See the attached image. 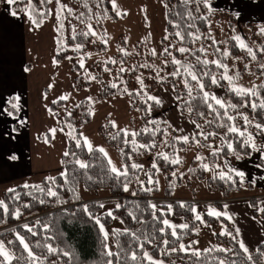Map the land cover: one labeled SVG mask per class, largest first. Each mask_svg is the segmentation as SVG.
I'll return each mask as SVG.
<instances>
[{
  "label": "trees",
  "instance_id": "1",
  "mask_svg": "<svg viewBox=\"0 0 264 264\" xmlns=\"http://www.w3.org/2000/svg\"><path fill=\"white\" fill-rule=\"evenodd\" d=\"M156 1L165 10L164 34L159 38L158 55H152L153 50L147 42L139 40L129 45L124 35L120 34L115 41L116 47L121 49L120 52L88 63L89 72L99 87L95 93L96 101L101 102L116 95L126 96L129 100V113L138 114L129 119L131 129H126L128 135L113 127L110 121L97 128L98 135L118 155L121 172L126 170L127 175L112 173L107 156L99 148L88 149L84 142L81 129L92 120L93 103L82 99L60 116L56 111L65 101L59 99L51 102L49 109L55 113L67 138L65 151L61 155L63 175L60 173L50 176L54 180L45 177L37 184L18 186L12 192L7 190L2 193L1 201L8 206V211L4 212L0 208V241L4 242L13 257L7 264H31L27 252L16 239L17 233L24 237L34 255L39 258L38 264H106L108 260H112L113 264H161L160 260L171 262V259H176L178 264H219L221 260L225 264H264V242L259 243L249 253H244L229 219L207 213H204L203 222L214 232L216 244L198 251V255L192 250V241L185 243L187 251L179 250L182 243L196 237L201 222L195 219L194 212L191 211L195 197L173 199L174 190L178 187H185L194 193V181L204 183L209 192L217 194V201L214 202L219 206L220 200L233 199L232 194L254 189L252 182L245 178L241 185L240 178L230 171L225 162L228 160L235 164L239 160L237 155L240 159H245L259 152L264 154V150H261L264 149V134L255 127L257 123L264 124V109L258 107L254 110L251 107L253 102L259 104L264 99V68L261 67L264 65V33L260 31L252 35L247 43L255 56L253 59V55L247 49L240 48L237 40L228 33L239 23L235 16L226 10L212 9L208 5L211 0H207V4L203 0H189L188 3L184 0ZM112 4V0H60L57 5L54 0L57 24L54 59L58 63L65 60L70 62V71L75 76L72 89L75 91L89 86V82L79 74L81 68L76 57L85 52L104 53L107 50L106 41L94 40L87 25L105 18L118 19ZM50 5V0H31L30 4L29 0H14L12 8L18 14L29 15L33 25L38 26L49 18ZM224 17L228 20V27L227 37L222 41L220 32L215 26L212 29L211 23L213 19L222 22ZM241 24L252 27L250 22ZM261 24L264 26V21ZM177 32L181 33L182 38L176 35ZM77 45L81 47L77 48ZM181 47L188 51L179 52ZM165 48L170 55L164 52ZM201 48L205 51H199ZM225 51L229 53L228 56L223 54ZM157 58L160 66L154 68L152 65ZM173 58L180 61V64H174ZM204 60L209 63L204 64ZM214 60L227 67L222 68L211 63ZM230 60L232 65L228 67ZM188 65L191 66L192 73L197 75L199 83L203 84V90L184 71L182 66ZM121 68L124 71H120ZM173 72H177V75H172ZM229 74L234 75L235 79L252 77L255 82L252 89L255 88L258 95H237L228 80L223 79V76ZM213 77L217 80L215 84L212 83ZM159 87L171 90L180 114L195 122L187 142L177 139L178 132L165 120L150 118V113L161 107L155 100L149 99ZM204 92L215 97L218 92L225 107L221 108L211 100L205 101ZM209 102L213 104V109L208 108ZM229 104L236 107H228ZM225 111L235 119L229 121L223 115ZM243 116L251 121L247 129L253 134L256 150L245 146L243 141L246 136L227 132L230 124L243 130ZM132 132L137 134L135 145L132 143ZM201 132L205 135H216L205 139L203 135H198ZM227 142H232L235 153L227 149ZM140 145L148 147L143 148ZM215 148H220L221 151L213 155ZM190 150L195 155L190 159L187 173H181L179 171L183 160L179 156L186 155ZM65 152L69 154L65 155ZM161 153L166 154L169 159L165 160L158 155ZM197 156L201 159H196ZM139 159H144L145 165L137 164L136 160ZM174 159L180 162L171 163ZM77 161L87 167L81 168ZM153 163L156 168L152 167ZM257 163L264 169L263 158L258 157ZM132 164L142 167L133 168ZM203 164L209 166L207 170L202 167ZM220 172L226 173L224 178L220 177ZM228 176H232V179L229 180ZM159 177L164 181L162 190L156 183ZM149 178L152 183L148 182ZM125 183L133 184L134 195L125 196ZM101 188H108L117 205H120L112 209V216L101 212L102 207L98 200L82 198L81 189L97 191ZM49 189L57 195L49 196ZM160 192L162 195L158 199ZM163 200H170L171 211L188 225L187 228L175 227L176 236H172V228L162 223L171 213L167 204L160 202ZM154 201H157L156 208L152 207ZM244 201H248L255 208L257 197L249 196ZM85 207L88 211H85ZM17 209L20 212L18 218L14 215ZM253 214L258 215L256 211ZM94 217H98L105 226L112 222L113 217L123 224L122 229L112 230L113 256L106 254L109 249L105 248L107 243L104 234ZM25 224L32 227L33 232L25 229ZM220 224L225 226L224 233L227 234L222 235L216 231ZM162 228L164 231L160 230ZM164 241L168 243L165 244ZM48 245L57 251L49 253ZM172 248L177 251H171ZM65 252L68 253L67 256L64 255ZM145 252L152 257L151 261L144 256ZM133 253L136 255L135 260L132 259ZM249 254L252 256L251 261L247 259Z\"/></svg>",
  "mask_w": 264,
  "mask_h": 264
},
{
  "label": "crops",
  "instance_id": "2",
  "mask_svg": "<svg viewBox=\"0 0 264 264\" xmlns=\"http://www.w3.org/2000/svg\"><path fill=\"white\" fill-rule=\"evenodd\" d=\"M243 1L245 3L244 6L241 4L243 12L235 0L229 3L228 12L241 23L263 22V12L255 13L252 5L259 2L262 4L261 9L264 10V0ZM158 7H160L158 14L160 23L156 24L154 21L153 13L155 11L147 10L146 17L141 14L142 18H138L136 27L139 29V33L133 40L134 42L130 43L133 45L136 41L143 40L152 50H155L157 55L160 50L159 38L164 34L165 24L164 7L162 5ZM117 8L118 6L113 8L116 14L117 11L120 13ZM13 12L12 4H9L8 0L0 1V201L2 193L9 189L37 184L42 178L63 172L61 171V155L64 152L61 153V146L56 143V140L54 141L51 132L45 129L48 122H52L59 133L66 136L54 115L55 113L49 109V104L54 100L66 97L62 99L65 104L61 106L66 110L76 106L82 99L93 103L92 120L81 129L84 142L85 144L86 140L92 142L93 145L87 146L88 149H105V153H110V160L112 157L115 159L117 166L120 160H116V158L119 159L116 152L98 135L97 128L106 121H110L115 123L117 129H131L129 119L131 116L138 115L129 113V100L126 96L116 95L97 102L95 93L99 87L88 71L89 62L108 58L121 51L116 47L115 41L120 34H123V30H120V20L125 18V14L124 16L119 14V18L115 20L105 18L87 25L91 29V33H95L94 40L106 41L107 50L104 53L89 54L86 52L76 57L81 68L79 74L89 82V86L75 91L72 89L74 74L70 71L69 62L65 60L58 63L51 59L48 61V65H45L43 59L39 57L42 50H39V46L29 43L30 31H33L29 26V15L16 12L13 15ZM149 27L155 29L150 33ZM38 34L36 28V37ZM152 43L156 44L155 49H153ZM81 62L83 66H81ZM167 93L170 104L177 109L175 97H170V94H173L172 91ZM159 104L162 107L161 102ZM178 113L180 126L181 121L183 122V131L191 134L195 126L194 123L184 118L179 111ZM63 134H61L62 137ZM66 142L67 138L65 144ZM255 155L257 154L249 158L258 164V156L254 158ZM106 156L108 158L109 155ZM233 166L234 164H231L230 169H233ZM194 182L193 187L195 188L199 184L198 181ZM190 191L178 187L174 190L173 199H192L193 197L189 195Z\"/></svg>",
  "mask_w": 264,
  "mask_h": 264
},
{
  "label": "rangeland",
  "instance_id": "3",
  "mask_svg": "<svg viewBox=\"0 0 264 264\" xmlns=\"http://www.w3.org/2000/svg\"><path fill=\"white\" fill-rule=\"evenodd\" d=\"M232 1L231 0H214V1L211 0L208 5L212 9L228 11V6L230 5L229 3H231ZM235 1L240 5L241 7L240 10L241 12H243L244 11L243 6L245 4L244 1L243 0H235ZM50 3L51 5H50L49 18L46 19V21H43L41 25H38V26L33 25V23H31L32 22L31 17H29L30 18L29 26H31L32 27L31 29L33 30V31H30L29 43H32L33 46L35 45L39 46L38 47L39 50H42L41 55L39 57L43 59V63L45 65H48L49 60L54 59L55 46H56L55 40H56L57 24H56V18H55L54 0H50ZM115 4L116 6H118L117 9L120 10V16H124L125 14V18L120 20V30L121 29L123 30L122 33L124 35L126 42L129 45L130 43H133L134 42L133 40L138 36L139 29L136 26L138 24V18L141 17V14H143L142 16L146 17L147 14L145 13H147V10L155 11V13H153L154 21L156 24L160 23V20L158 18L160 17V15H158L160 13V7L158 6H161L162 4L157 2L156 0H115ZM241 4H243V6ZM252 7L255 13L263 12L262 16H264V10L261 9L262 8L261 3L257 2L254 5H252ZM221 20L222 22H220V20L213 19V22L211 23L212 26L211 24L210 26L212 29L214 28V26L217 28L218 32H220L219 36L221 40L223 41L225 37H227L226 29L228 27L227 26L228 20H226L225 17L224 19H221ZM239 23L241 24V22ZM239 23L234 25L232 30L228 33H231L233 37L240 36L246 45L247 43L250 42L252 35L257 34L258 32H260L262 28H264V26H262L261 23H252V27L248 25H242V24L240 25ZM36 28H37V32H39L37 37L35 35ZM154 29H155L154 27L152 28L149 27V32L151 33ZM40 30H42L41 33H40ZM237 43L239 44L238 41ZM33 46H30V47H33ZM155 46L156 44L152 43L153 49H155ZM247 47L249 48L250 46L247 45ZM51 52L53 53L52 55H51ZM88 53L90 54L92 52H88ZM230 61L231 62H229L228 67L232 65V60ZM152 66L154 68L156 66L157 68L160 66V61L158 58L155 60ZM86 74L89 75L88 72H86ZM90 76L93 79L91 74ZM228 76H231L234 79L232 80L231 83L228 81L232 89L233 87H243L247 89H252L253 84L255 83L252 77H249V78L247 77L246 79L245 78L235 79L236 77L232 74H229ZM167 92H171V91L165 88H162V87H159L158 89L154 90V93L152 96L156 97L157 100L161 102L162 107H160L158 110L152 111L149 116L151 119L165 120L169 126H171L173 129H175L178 132L177 134L178 137L186 136V135L188 137L190 133L188 134L185 131H183L182 121H181V126H180V121H179V116H178L179 113L177 109L175 108V106L174 105L172 106V104H170L169 100L167 99L168 98ZM216 94H217L216 97L219 98L218 92ZM170 95H171L170 97L174 98L173 94H170ZM64 110H66V108L64 109L63 107H60L57 110V113L60 116H63L64 114L68 112V110L66 111ZM45 129L51 132L52 137L54 138V141L56 140V143H58V145L61 146V153H63L65 151L66 136L63 133H59L58 129L52 124V122H48V126H46ZM61 134H63V137ZM53 138H52V141H53ZM92 145H93L92 142L86 140V146H92ZM107 155H109L108 159H110V153H107ZM194 155H195V152L193 150H190L188 151L186 155L179 156L183 160V164L179 172L187 173L188 164L190 162V159ZM256 156L264 159V154L262 152L257 153V155H255L254 158ZM116 160H120V159L116 158ZM143 160L144 159L136 160V163L137 164L143 163ZM111 162H112L111 164L112 166L114 165L117 168L121 167V162H118V166H117V164H115V159L113 157L111 159ZM144 163L143 165H145ZM225 164L229 169L231 168V163L228 160H226ZM233 169L243 171L245 173V176H244L245 179L251 181L252 184L254 185L253 187L254 189L252 191L243 192L240 194H232L231 196L233 199L220 200L221 202L220 206L214 202V201H217L215 200L216 199L215 197H217V194L209 192L206 189V186L203 185L204 183L202 182H198L199 185L195 186L194 193L192 191H190L189 193V195H191L192 197H195V199L192 200L194 203V208L196 209V212L194 213V217L196 215H199L201 217L200 219L201 224L199 225V229L197 231L196 237L190 238L182 244L185 245V243L187 242L191 243L192 241V243H194L192 250L195 252L204 250L208 248L210 245L216 244L214 232L209 230L206 227L205 223L203 222L204 213L208 214L210 207L213 209H216L219 212H226L228 216L231 217L229 221L235 228V233L239 239V242L243 241V243L249 249V251L253 249L254 247H256L259 243L264 242V211H261V209H264V169H262L260 165L254 163V161L251 160L250 158L239 159L234 164ZM163 183H164L163 178L159 177L158 185H159L160 190L163 189V186H164ZM127 185H128V190L127 191L124 190L125 196L134 195L135 188L133 184L128 183ZM181 188H185V187H181ZM81 190H82V198L98 200L100 204H103V207L101 208V212L103 214L104 213L107 214V212L109 211L112 212V209L117 206V201L116 199H114V197L111 196L110 190L108 188H101L97 191H88L85 189H81ZM161 195H162L161 192L157 195L158 199L161 198V197L159 198V196ZM249 196L257 197L255 208H253L248 201H244V200H247ZM169 201L163 200L160 202H164L167 204V206H169L171 205ZM153 204L156 205L157 201H154ZM224 205H227V208H225ZM253 211H256L258 215L254 216ZM220 216L226 217L224 215H220ZM215 217H219V216H215ZM166 219L169 220L170 224L174 226H179V225L184 224L183 219L179 216H176L172 211L170 215L166 217ZM122 228H123V224L121 223L120 220H118L115 217H113L112 222L109 225L107 226L104 225V229L108 233V238L106 240V243L108 246L107 248L110 251L112 250L111 244L113 242L112 230L122 229ZM237 229H239V234H237ZM216 231L219 233L225 232V226L223 224H220ZM7 251L11 254V252L8 249ZM160 262H162L163 264H178L176 259H171V262H163L161 260Z\"/></svg>",
  "mask_w": 264,
  "mask_h": 264
},
{
  "label": "snow or ice",
  "instance_id": "4",
  "mask_svg": "<svg viewBox=\"0 0 264 264\" xmlns=\"http://www.w3.org/2000/svg\"><path fill=\"white\" fill-rule=\"evenodd\" d=\"M30 2H31V0H29V4H30ZM184 2H185V3H188L189 0H184ZM203 2H204L205 4H207V0H203ZM8 3H9V4L14 3V0H8ZM56 3H57V5H59L60 0H56ZM112 3H113V8H115V7H116L115 0H112ZM15 14H16V13L13 12V15H15ZM119 14H120L119 11H117V15H119ZM189 14H190V13H189ZM58 18H59V14H58ZM61 27H62V25H61ZM89 31H91V29H89ZM260 31H261L262 33H264V28H262ZM87 34H88V33H85V35H87ZM91 34H92V35H95L94 32H92ZM176 35H177L178 37H181V33H180V32H177ZM181 38H182V37H181ZM165 39H167V37H165ZM196 39H199V37H196ZM233 39H235V40H237V41L239 42V45H238V46H239L240 48H242V49H247L248 53H249L250 55H253V59H255L254 54H252V50H251L250 48L247 47V45L243 42V39H242L240 36H235V37H233ZM213 43H216V42L213 41ZM76 47H77V48H80L81 46H80V45H77ZM178 51L181 52V53H184V52L188 51V49H185V48L181 47V48L178 49ZM199 51L204 52L205 49L201 48V49H199ZM218 51H219V49H218ZM164 52H165V53H168V49L165 48V49H164ZM168 54L170 55V53H168ZM223 54H224L225 56H228V55H229V53H228L227 51H225ZM152 55H156L155 50H153ZM197 59L199 60V58H197ZM172 62H173L174 64H180V61L175 60V58H173V61H172ZM203 63H204V64H208L209 61L204 60ZM211 63H213V64H217L219 67H222V68H226V67H227L226 65L221 64L219 61H215V60H214V61H211ZM81 66H83V63H82V62H81ZM145 66H147V65H145ZM182 67L184 68V71L187 72V73L191 76V79H192L193 81H197V86H198L201 90H203V87H204V86H203V84H200V83H199V80H198L197 75L192 73V71H191V66L188 65V66H182ZM261 67L264 68V65H261ZM120 71H124V69L121 68ZM206 74H207V73H206ZM172 75H177V72H173ZM137 79L139 80L140 78L137 77ZM223 79H226V80H228V81L231 83L233 77L228 76V75H225V76H223ZM216 82H217L216 78L213 77V79H212V83L215 84ZM185 84H186V86H187V81H185ZM113 87H115V85H113ZM262 87H264V86H262ZM232 90H233L237 95H240V96H252V97H256V96L258 95V93H257V91L255 90V88H253V89H247V88H243V87H233ZM189 94H191V90H189ZM203 95H204L205 101H209V100H211V101H214V103H215L216 105H218L219 107H221V108H224V107H225V103H224L221 99H219V98H217V97H215V96H210V94L207 93V92H204ZM65 98H66V97H62V99H65ZM149 99H151V100H155L157 103H159V100H157L156 97H149ZM227 106H228V107H232V108H235V107H236V105H232V104H229V105H227ZM251 107H252L254 110L257 109L258 107L261 108V109H264V99H261V101H260L259 104L253 102V103L251 104ZM208 108H209V109H213V104H212L211 102L208 103ZM223 115L226 116L227 119H228L229 121H233V120L235 119L233 116L229 115L227 111H225V112L223 113ZM243 119H244V121H245V127L243 128V130H241L240 128H238L235 124H230V125H228V127H227V132H228V133H234V134H237L238 136H241V137H245V136H246L247 138L243 141V143L245 144V146H250L252 149L256 150V149H257V146H256V144L254 143V137H253V134L250 133V132H248V129H247V125H248L249 123H251V121H249V120H248V117H246V116H243ZM193 123H195V122H193ZM112 126H113V127H116V125H115L114 122H112ZM197 127L199 128L200 126L197 125ZM255 127L259 130L260 133L264 134V124L257 123V124H255ZM146 130H147V129H145V131H146ZM53 131H54V130H53ZM120 131H121V132H124L126 135L129 134V133H128V130H126V129H121ZM136 135H137V134H136L135 132H132V133H131V136L133 137V140H132L133 145H135V143H136V141H135V136H136ZM198 135H203V136L205 137V139H207L208 136L216 135V133H208L207 135H205L203 132H201V133H198ZM177 139H180V140H183V141L187 142V141L189 140V137H187V136H181V137H177ZM193 139L195 140V136L193 137ZM125 142L127 143V141H125ZM198 142H199V141H197V143H198ZM226 146H227V149H228L229 151L235 153V150L233 149V144H232V142H227V145H226ZM140 147L147 148L148 145H140ZM210 147H211V146H210ZM98 150H99L100 152L104 153L105 155H107V153H105V151H104L103 148H99ZM261 150H264V149H261ZM220 151H221L220 148H215V149H213V155H215L216 153H218V152H220ZM68 154H69V153L65 152V155H68ZM158 155H161V156L163 157V159H165V160H168V159H169L168 156H167L166 154H162V153H161V154H158ZM12 158L15 159V157H12ZM236 158H237V159H240V156L237 155ZM196 159L199 160V159H201V157L197 156ZM179 162H180V161H179L178 159H174V160L171 161V163H174V164H175V163H179ZM77 163H79V165H80L81 168H85V167H87V165H85L84 163H81V162H79V161H77ZM108 163H109V164H112V162H111L110 159H109ZM131 167H133V168H137V167H142V166H139V165H136V164H132ZM152 167H153V168H156V164L153 163ZM202 167H203L205 170H207L209 166H208L207 164H203ZM230 171L234 172L235 175H236L237 177L240 178V183H241V185H243L245 173H244L243 171H239V170H236V169H230ZM111 172L114 173V174H117V175H127V171H126V170H125L124 172H121V170L118 169V168H117L116 166H114V165L111 167ZM61 175H63V173H62ZM173 175H175V173H173ZM219 175H220L221 178H224L225 175H226V173H224V172H220ZM227 178H228L229 180H231V179H232V176H228ZM47 179H49V180H54V178H52V177H49V178H47ZM148 182H149V183H152L153 181L151 180V178H149V181H148ZM141 183H143V182H141ZM156 183H158V182H156ZM25 186L27 187V185H25ZM124 190H125V191L128 190V185H127V183H125V185H124ZM146 190H147V191H151V189H146ZM8 191L12 192V191H14V189H9ZM47 194H48L49 196H56V195H57V193H56L55 191H53L52 189H49ZM17 198H18V197H17ZM41 202L43 203V201H41ZM25 207H27V205H26ZM100 207H103V204H101ZM117 207H120V205L118 204ZM152 207H153V208H156V205L153 204ZM224 207L227 208V205H224ZM0 208H2L4 212H7V211H8V206L5 204L4 201H0ZM171 210H172V209H171V205H169V206H168V211L171 212ZM85 211H88V210H87V207H85ZM191 211L195 213V212H196V209H195V208H192ZM261 211H264V209H261ZM208 214H209V215H212V216H220V215H224V216H226L228 219H231V217L228 216V214H227L226 212H219V211H217L216 209H213V208H211V207L209 208V212H208ZM14 215L18 218V216L20 215L19 209H17V210L15 211ZM107 215H108V216H112V212H111V211L107 212ZM94 219H95L96 223L99 225V227H100V231L104 234V238H105V240H107V238H108V233L105 231V229H104V225L100 222V219H99L98 217H94ZM195 219H196V220H200L201 217H200L199 215H196V216H195ZM37 223H39V221H37ZM162 223H163L164 225H168L170 228L173 229V231H172V233H171L172 236H176V235H177L176 231L174 230L175 227H177V226L171 225L170 222H169V220H167V219H164V220L162 221ZM23 227H24L25 229H27L29 232H33V228H32V227H29V225L25 224V225H23ZM44 227L47 228V225H44ZM178 227H181V228H187L188 225H187V224H183V225H179ZM160 230H161V231H164L163 228L160 229ZM34 234H35V233H34ZM221 234L223 235V234H227V233L222 232ZM237 234H239V229H237ZM16 239L19 240L20 244L23 246L24 250L27 252V255H28V257L30 258L31 264H38V262H39V258L36 257V256L34 255V253H33V251L31 250L29 244L25 242L24 237L21 236L19 233H17V234H16ZM164 243L167 244L168 241H164ZM107 247H108L107 244H105V248H106V249H107ZM240 248L243 250L244 253H246V254L249 253V249L245 246V244L243 243V241L240 242ZM179 250H181V251H187V249L185 248V246H184L183 244L180 245V249H179ZM47 251H48L49 253H54V252H56L57 250H56L55 248H53L51 245H48V246H47ZM171 251L175 252V251H177V249H176V248H172ZM222 251H228V250H227V249H222ZM106 254H107L108 256H113V255H114V253H112L110 250L107 251ZM195 254L198 255L199 253L196 252ZM64 255L67 256L68 253L65 252ZM144 256H145L149 261L152 260V257H151L147 252L144 253ZM0 257L3 258V259H0V264H7V262H9V261H11V260L13 259L12 255H11V254L7 251V249L5 248V245H4V242H3V241H0ZM132 259H133V260L136 259V255H135V253H133ZM247 259H248L249 261H251V260H252V256H251L250 254L247 255ZM106 264H113V261H112V260H108V261L106 262ZM161 264H162V262H161ZM219 264H225V262H224L223 260H221V261L219 262Z\"/></svg>",
  "mask_w": 264,
  "mask_h": 264
}]
</instances>
